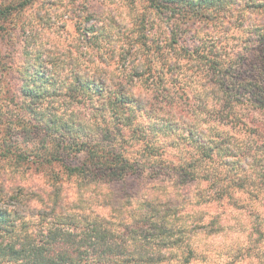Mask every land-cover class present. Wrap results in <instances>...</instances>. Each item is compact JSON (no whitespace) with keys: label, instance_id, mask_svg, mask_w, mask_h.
<instances>
[{"label":"clouds","instance_id":"obj_1","mask_svg":"<svg viewBox=\"0 0 264 264\" xmlns=\"http://www.w3.org/2000/svg\"><path fill=\"white\" fill-rule=\"evenodd\" d=\"M0 264H264V0H0Z\"/></svg>","mask_w":264,"mask_h":264}]
</instances>
